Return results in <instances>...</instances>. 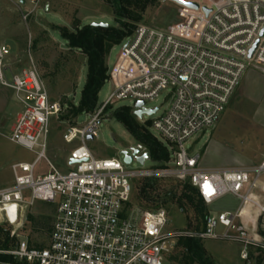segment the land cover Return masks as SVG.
Listing matches in <instances>:
<instances>
[{"label": "built area", "instance_id": "obj_1", "mask_svg": "<svg viewBox=\"0 0 264 264\" xmlns=\"http://www.w3.org/2000/svg\"><path fill=\"white\" fill-rule=\"evenodd\" d=\"M182 1L199 8L176 4L177 23L162 30L140 26L123 42L109 74L112 94L85 115L86 123L79 124L80 116L62 134L74 147L65 172L48 159L52 124L65 106L51 99L33 62L12 61L11 46L0 41V86L20 107L6 138L35 156L11 165L14 181L0 189V213L8 226L19 228L27 207L41 202L56 208L45 248L11 232L21 240L0 251L13 259L8 264H165L183 238L236 244L244 261L253 251L264 252V201L255 196L264 198V159L254 167L205 169L189 144L219 123L246 71L264 67V0ZM165 91L170 104L151 126L171 152L165 167L128 170L125 162L90 152L87 141L97 137L108 107L129 101L134 112L144 102V109L160 111L148 105ZM42 160L46 174L37 171ZM163 177L187 181L208 207L226 196L239 205L210 213L199 230H170L165 209L140 212L130 206L134 181ZM250 208L257 211L254 224L246 221Z\"/></svg>", "mask_w": 264, "mask_h": 264}, {"label": "rangeland", "instance_id": "obj_2", "mask_svg": "<svg viewBox=\"0 0 264 264\" xmlns=\"http://www.w3.org/2000/svg\"><path fill=\"white\" fill-rule=\"evenodd\" d=\"M24 15H29L24 20ZM177 6L170 0H160L149 7L142 20L135 25L154 29H166L177 23ZM105 24L116 26L113 10L107 0H0V41L7 42L20 65L33 62L53 101L65 106L60 120L52 124V132L48 146V159L62 172L69 171L68 159L74 147L62 141L64 131L72 126L73 119L70 105L77 106L86 84L87 59L84 54L68 47L67 43L56 31L57 28L73 29L77 26ZM134 30V32H135ZM133 32V33H134ZM133 35V34H132ZM131 35V36H132ZM124 43L114 47L106 65L111 69L116 63ZM113 88L107 82L99 94V104H102L112 94ZM170 97L168 91L162 93L157 101L149 103V108H161L158 113L138 120L141 126L150 124V132L159 140L161 138L151 130V126L168 108ZM120 107H131L129 101L110 106L105 111V118L97 131L94 140L87 141L90 152L99 159L116 158L124 163V152L133 156V149L141 146L130 132L114 117V112ZM20 107L15 103L10 90L0 86V189L13 184L14 178L11 165L17 162H32L34 154L14 145L6 137L10 134ZM71 116V117H70ZM87 117L82 115L78 122L86 123ZM163 143V142H162ZM191 153L201 156V165L205 169H231L259 166L264 159V67L251 66L244 74L241 84L232 98L219 123L211 130L198 134L190 141ZM171 153V152H170ZM172 159V158H171ZM157 164L147 160L141 165L134 160L126 165L128 170L148 171L155 169ZM37 171L46 174L48 166L45 161L39 162ZM158 191L187 181L163 177L156 178ZM144 179L134 181V192L130 206L132 209L143 210L140 207L139 190ZM239 201L233 196H226L210 207L206 206L208 215L222 211H234ZM164 209L168 213L169 228L174 231H191L199 225L195 214L182 211L178 203L170 202ZM56 213L54 206L36 203L22 212L21 225L12 228L5 222L0 213V227L6 228L28 239L31 247L45 248L53 219ZM34 219V224L29 221ZM193 218V220H191ZM193 221V223H191ZM12 238V237H11ZM14 248L21 240L13 237ZM180 241V240H179ZM166 258L165 264H198L190 254L185 252L182 242ZM203 251L214 264H252L241 260V247L222 241H201Z\"/></svg>", "mask_w": 264, "mask_h": 264}, {"label": "trees", "instance_id": "obj_3", "mask_svg": "<svg viewBox=\"0 0 264 264\" xmlns=\"http://www.w3.org/2000/svg\"><path fill=\"white\" fill-rule=\"evenodd\" d=\"M107 1L113 10L116 26L104 28L89 24L82 27L77 26L71 30L68 28L56 29L69 48L81 52L87 59L86 84L80 102L77 106H69L72 111L70 115L73 119L92 114L97 110L99 94L109 81V69L106 65V59L111 50L122 44L133 34L136 28L135 25L142 20L143 13L160 0ZM110 109L109 107L107 111ZM114 117L144 147L145 152L149 153L151 160L158 166L165 167L171 161L172 156L168 148L150 132V124L141 126L138 123L132 108L120 107L114 112ZM72 125H74V121ZM138 197L140 207L143 210L164 209L168 203L176 202L181 210L187 214L192 211L200 224L205 222L208 216L206 205L198 192L188 182L170 187L163 193L156 188L154 179H147L141 184ZM29 221L34 224L33 218H29ZM192 229L199 230L200 226H194ZM201 241L199 239L183 238L180 239L179 243L182 242L185 252L190 254L195 263L214 264L213 260L206 256L203 251ZM13 248L14 240L11 238V230L0 227V251H9ZM11 262H13L11 257L0 255V264Z\"/></svg>", "mask_w": 264, "mask_h": 264}, {"label": "water", "instance_id": "obj_4", "mask_svg": "<svg viewBox=\"0 0 264 264\" xmlns=\"http://www.w3.org/2000/svg\"><path fill=\"white\" fill-rule=\"evenodd\" d=\"M170 1L177 4V5L186 6L188 8L194 9V10H198V8H199L195 4H188L182 0H170ZM93 26H99V27H104V28L109 27V25H105V24H100V25L93 24ZM262 35H263V32H262L261 36ZM258 44H259V42H257L254 45L253 49L250 51L249 59H252L253 54H254L255 50L257 49ZM144 106H145L144 102H138L135 106L134 116L138 120H142L145 115L151 117V116L155 115L158 111V110H154V111L146 110V109H144ZM89 140H93V137H89ZM123 155H124V162L127 165L132 164L134 162V159H136V161L138 163H140L141 165H144V163L147 160H150L149 153L145 152V153L141 154V151L139 149H133V156H130L128 152H124ZM75 163L76 162H72L71 165H74Z\"/></svg>", "mask_w": 264, "mask_h": 264}, {"label": "crops", "instance_id": "obj_5", "mask_svg": "<svg viewBox=\"0 0 264 264\" xmlns=\"http://www.w3.org/2000/svg\"><path fill=\"white\" fill-rule=\"evenodd\" d=\"M255 196L258 200L260 199L264 201V198H262V196L259 193H256ZM248 216H249V219H247L246 221L249 223L251 221L254 224V222L256 221V217H257V211L253 208H250L248 210ZM250 261L252 262V264H264V252L253 251L250 256Z\"/></svg>", "mask_w": 264, "mask_h": 264}]
</instances>
